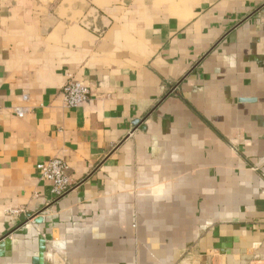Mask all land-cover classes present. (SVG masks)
<instances>
[{
  "label": "crops",
  "instance_id": "obj_1",
  "mask_svg": "<svg viewBox=\"0 0 264 264\" xmlns=\"http://www.w3.org/2000/svg\"><path fill=\"white\" fill-rule=\"evenodd\" d=\"M0 264H264V0H0Z\"/></svg>",
  "mask_w": 264,
  "mask_h": 264
},
{
  "label": "built area",
  "instance_id": "obj_2",
  "mask_svg": "<svg viewBox=\"0 0 264 264\" xmlns=\"http://www.w3.org/2000/svg\"><path fill=\"white\" fill-rule=\"evenodd\" d=\"M62 96L67 108L73 109L82 105L90 96L89 90L78 82L69 80L62 88ZM22 117V112H17ZM42 179L51 184V192L55 198H62L71 190V181L67 176V167L59 159H52L39 164Z\"/></svg>",
  "mask_w": 264,
  "mask_h": 264
}]
</instances>
